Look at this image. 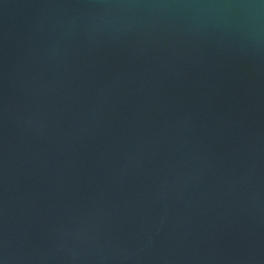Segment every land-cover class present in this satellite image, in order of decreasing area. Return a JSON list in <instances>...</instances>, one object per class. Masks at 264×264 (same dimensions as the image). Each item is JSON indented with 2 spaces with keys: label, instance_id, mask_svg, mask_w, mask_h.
I'll return each mask as SVG.
<instances>
[{
  "label": "water",
  "instance_id": "obj_1",
  "mask_svg": "<svg viewBox=\"0 0 264 264\" xmlns=\"http://www.w3.org/2000/svg\"><path fill=\"white\" fill-rule=\"evenodd\" d=\"M0 264H264V0H0Z\"/></svg>",
  "mask_w": 264,
  "mask_h": 264
}]
</instances>
